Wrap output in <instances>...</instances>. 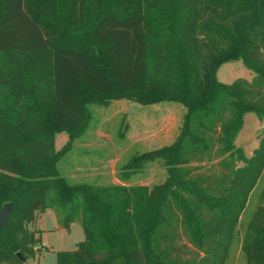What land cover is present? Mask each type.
<instances>
[{
	"label": "trees",
	"instance_id": "trees-1",
	"mask_svg": "<svg viewBox=\"0 0 264 264\" xmlns=\"http://www.w3.org/2000/svg\"><path fill=\"white\" fill-rule=\"evenodd\" d=\"M0 54V264L43 253L32 225L48 208L85 232L56 264L217 261L224 209L264 168V136L252 156L235 143L246 113L264 118V0H0ZM234 58L253 77L219 82ZM122 97L182 103L180 135L133 155L121 183L72 182L60 162L90 106ZM153 161L165 182H124Z\"/></svg>",
	"mask_w": 264,
	"mask_h": 264
},
{
	"label": "rangeland",
	"instance_id": "rangeland-1",
	"mask_svg": "<svg viewBox=\"0 0 264 264\" xmlns=\"http://www.w3.org/2000/svg\"><path fill=\"white\" fill-rule=\"evenodd\" d=\"M253 74L242 58H234L219 66L216 79L231 83L239 77L251 79ZM90 109L93 118L88 130L73 141L71 151L60 162L62 173L72 182L121 183L120 173L133 155L169 145L178 138L187 112L177 101L142 104L127 97L112 99L109 105L93 104ZM263 136L264 118L249 112L235 143L252 156ZM68 139V133H58L56 148H62ZM166 178L165 166L153 161L124 182L144 184L151 190ZM224 211L226 226L214 264H264V168L249 191L235 194L232 205ZM253 249L256 255L250 254ZM41 260L53 264L54 254L46 253Z\"/></svg>",
	"mask_w": 264,
	"mask_h": 264
},
{
	"label": "crops",
	"instance_id": "crops-1",
	"mask_svg": "<svg viewBox=\"0 0 264 264\" xmlns=\"http://www.w3.org/2000/svg\"><path fill=\"white\" fill-rule=\"evenodd\" d=\"M32 228L39 230L41 241L38 247L43 249V253L29 260L32 264H45L41 257L46 253L54 254L53 264H56L57 251L75 249L78 243L85 239V232L80 223L73 222L69 229L63 227L56 211L52 208H48Z\"/></svg>",
	"mask_w": 264,
	"mask_h": 264
},
{
	"label": "water",
	"instance_id": "water-1",
	"mask_svg": "<svg viewBox=\"0 0 264 264\" xmlns=\"http://www.w3.org/2000/svg\"><path fill=\"white\" fill-rule=\"evenodd\" d=\"M12 209L11 203L7 202L0 210V231L7 226L9 215Z\"/></svg>",
	"mask_w": 264,
	"mask_h": 264
}]
</instances>
